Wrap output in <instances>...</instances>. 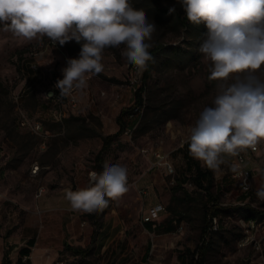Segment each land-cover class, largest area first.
Returning <instances> with one entry per match:
<instances>
[{"label":"rangeland","instance_id":"rangeland-1","mask_svg":"<svg viewBox=\"0 0 264 264\" xmlns=\"http://www.w3.org/2000/svg\"><path fill=\"white\" fill-rule=\"evenodd\" d=\"M130 3L156 25L148 41L149 52L154 50L156 55L150 75L145 79V70L127 62L121 54L125 45L106 48L103 71L87 74V86L73 90L76 106L68 96L53 99L47 92L54 89L60 96L56 82L63 79L68 59L79 57L81 45L75 40L63 46L57 42L61 51L54 47L31 57L32 46L49 38L27 40L0 24V191L12 199V205L5 202L0 210V262L4 258L6 264H27L21 256L22 249L29 248L35 264H183L180 254L185 248L201 243L203 202L173 199L171 189L176 182L151 167L150 156L140 149L158 147L169 152L178 170L176 181L189 182L178 189L177 196L190 190L200 198L191 176L197 159L189 152L190 129L205 107L214 106L220 84L208 79V62L200 52L208 29L203 23L188 21L180 0ZM173 7L175 12L169 14ZM143 79L144 112L137 128L131 137L117 136L105 154L106 163L127 167L128 191L110 200L102 219H97V212L86 215L72 210L66 191L90 186L89 172L103 137L117 131L116 117L123 107L134 104ZM54 110H62L64 117L55 119ZM23 113L31 121H40L41 132L21 123ZM259 145L256 152L246 151L252 189L243 193L245 199L231 174H224L225 163L215 170L216 190L222 191L220 204L229 208V214L217 215L218 229L221 224L222 228L211 237L206 264H264V218L247 226L242 221L249 220L242 216L244 210L235 207L248 202L264 210V201L256 195L264 187V142ZM35 164L39 168L32 172ZM40 187L42 194H38ZM159 202L166 209L155 230H148L143 215ZM85 217L89 222L83 225ZM97 220L102 226L93 235ZM169 220L173 229L164 231ZM244 235L250 241L240 245ZM66 244L85 248L86 253L78 254Z\"/></svg>","mask_w":264,"mask_h":264},{"label":"clouds","instance_id":"clouds-1","mask_svg":"<svg viewBox=\"0 0 264 264\" xmlns=\"http://www.w3.org/2000/svg\"><path fill=\"white\" fill-rule=\"evenodd\" d=\"M180 3L189 22L206 25L208 38L200 52L208 62V79L220 81L214 106L205 107L190 129L189 152L219 170L225 156L256 151L264 142V0ZM0 24L27 40L46 36L61 46L72 40L81 45L79 57L68 59L63 79L56 82L61 97L85 88L87 74L103 71L106 48L125 45L122 56L140 71L153 59L148 41L156 25L130 0H0ZM89 182L87 188L66 191L72 210L94 213L120 199L128 191L127 167L105 163L101 173L89 172ZM256 195L264 201V187Z\"/></svg>","mask_w":264,"mask_h":264},{"label":"trees","instance_id":"trees-1","mask_svg":"<svg viewBox=\"0 0 264 264\" xmlns=\"http://www.w3.org/2000/svg\"><path fill=\"white\" fill-rule=\"evenodd\" d=\"M151 55L153 59L148 62V67L145 70L144 78L148 75H150L152 66L154 64L155 59V53L154 50H152ZM146 88V81L143 79L142 84L137 88L136 90V100L134 103L137 102H143V92ZM132 107V106H131ZM131 107H123L120 112L118 113L116 120L118 123V129L114 133H109L103 137V143L101 148L98 150L94 157V168L98 171V174L101 173L104 169V165L106 163L105 154L110 148L113 140L123 133L124 128L127 124L126 116L130 112ZM189 154V152H187ZM193 178V183L195 184V188L198 189L201 193V196L199 198L198 195H195L190 190H185L184 196H177V191L180 187L183 185L182 180H177L176 183L172 186L171 194L173 199H176L178 201H202L204 205V215H203V221L204 224L201 228V243L197 245L195 248L187 247L185 250L180 254L181 256V262L183 264H206L207 262V250L211 242V237L214 233L218 232L222 228V224L220 225V228L218 230H211L210 226L212 223V217L215 215H219L221 213L223 214H229L227 211L229 208H225L223 205L220 204L221 199V189L218 188L216 190L215 186V175L214 170L209 169L207 166L203 168L200 164V162L197 160L195 162V173L191 175ZM229 177V176H226ZM225 177V181H226ZM226 185V184H225ZM214 189L216 191H214ZM247 196L246 194L242 195V198L245 199ZM236 208H241L244 210V216L245 219L254 218L257 220H260L261 218H264V210H259L249 204L248 202H245L244 204H237L235 206ZM110 208V200L109 204L106 208H104L101 211H97V219H102L103 215L106 213V211ZM171 222L170 225H168L164 231H170L173 229L172 220H169ZM174 221H177L175 218ZM181 221V220H180ZM145 227L148 230H155L152 222L147 221L144 223ZM102 226L101 220H97L96 222V229L93 231V235H96L97 229ZM35 242L34 238H31L29 240L30 244H33ZM66 247L68 249H71L78 254H85L86 249L71 246L69 244H66ZM22 251H24V254H28L30 252L29 248H23ZM148 256V251L145 254V258ZM0 264H6L5 259L3 258Z\"/></svg>","mask_w":264,"mask_h":264},{"label":"built area","instance_id":"built-area-1","mask_svg":"<svg viewBox=\"0 0 264 264\" xmlns=\"http://www.w3.org/2000/svg\"><path fill=\"white\" fill-rule=\"evenodd\" d=\"M55 45H57V43L53 42L50 39L46 41H39L32 46L29 54L31 57L32 55H35V54H44L47 50L53 48V46ZM49 93H51L50 97L48 96ZM47 96L48 98H53V99L58 98L59 100L61 99V96H58L54 89L48 90ZM68 97H69L68 101L70 102V104H72L73 106H76L78 104V98L74 93H72ZM143 112H144V101L137 102L132 105L130 112L126 116L127 124L124 128L123 134L130 136V137L132 136V134L134 133L135 129L138 126V123L140 121L141 116L143 115ZM52 115L55 117V119L61 120L65 114L63 113L62 110H60V114H52ZM21 123L23 125L30 126L36 132H41L40 121H37V120L31 121L29 116L25 113L21 115ZM259 148H260V145H258L256 151H258ZM248 150L250 152H256V151H252L251 149H248ZM246 151L247 150L241 152L240 155L237 157H228V156L224 157L225 164L228 166V170L224 174H232V179L238 184L239 189L250 191L252 189V172H251V169L246 165V159H247ZM140 152H143L150 156L151 167L161 170L165 175H167L170 178V181L172 183L176 182V176L178 174V170L169 152H166L158 147H152L150 149L146 146L141 148ZM35 167L36 166H33L32 172H34ZM233 169H235V171H233ZM91 171H95L98 173V171L94 168L90 170V172ZM214 175L217 176L215 173V170H214ZM183 184L189 186V182L187 181V179L185 180ZM43 191H44V188L40 187L38 190V194H42ZM5 202H8L7 206L12 205V199L0 191V210H1L2 204H4ZM165 209H166V206L162 202L153 204L152 206L148 208L146 214L143 215V222L145 223L147 221H150L152 222L153 226H156L157 220L160 218L161 212ZM5 210H8V209L5 208ZM82 213H85L86 215L92 214V213H86V212H82ZM212 220H213V217H212ZM242 221L246 223L247 226H250V227H253L256 224V222H250V221H244V220ZM88 222L89 220L86 217L81 220V223L83 225L87 224ZM210 227H211L210 229H212V223ZM178 229L179 230L183 229L182 221L179 222ZM249 241H250V236L244 235L243 239H239V244L245 245ZM21 257H22V260L25 261L27 264H35L32 260V252H29L28 254H23Z\"/></svg>","mask_w":264,"mask_h":264},{"label":"bare ground","instance_id":"bare-ground-1","mask_svg":"<svg viewBox=\"0 0 264 264\" xmlns=\"http://www.w3.org/2000/svg\"><path fill=\"white\" fill-rule=\"evenodd\" d=\"M56 48L57 50H59V51H61V48H60V46L57 44V45H55V46H53V48ZM41 55H43V54H35V55H32L33 57H39V56H41ZM68 59V57L66 56V60ZM53 114H60V110H54L53 111ZM36 167L34 168V172L35 171H37L38 170V168H39V165L38 164H36L35 165ZM223 176V175H222ZM231 176H232V174H231ZM224 177V176H223ZM193 182V181H192ZM240 191H241V193L243 194V193H247L248 191H246V190H242V189H240ZM235 200V199H234ZM222 201V200H221ZM236 201V200H235ZM245 201V200H244ZM238 203V202H237ZM222 205V204H221ZM225 207V206H224ZM248 221H250V222H255V219L254 218H250ZM258 221V220H257ZM219 222H220V220L218 221V217H217V215H215V216H213V220H212V229L211 230H216V229H218V227H219Z\"/></svg>","mask_w":264,"mask_h":264},{"label":"crops","instance_id":"crops-1","mask_svg":"<svg viewBox=\"0 0 264 264\" xmlns=\"http://www.w3.org/2000/svg\"><path fill=\"white\" fill-rule=\"evenodd\" d=\"M52 114H53V111H52ZM63 117H64V116H63ZM35 165H36V164H35ZM35 165H34V166H35ZM36 172H37V171H36ZM152 205H153V204H152ZM152 205H151V206H152Z\"/></svg>","mask_w":264,"mask_h":264}]
</instances>
